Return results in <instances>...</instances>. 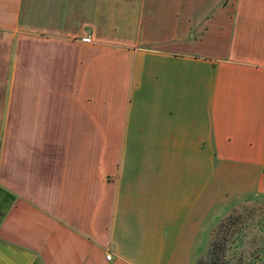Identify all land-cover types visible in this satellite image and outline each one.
Segmentation results:
<instances>
[{
	"label": "crops",
	"instance_id": "crops-1",
	"mask_svg": "<svg viewBox=\"0 0 264 264\" xmlns=\"http://www.w3.org/2000/svg\"><path fill=\"white\" fill-rule=\"evenodd\" d=\"M254 200L264 0H0V264H197Z\"/></svg>",
	"mask_w": 264,
	"mask_h": 264
},
{
	"label": "rangeland",
	"instance_id": "rangeland-1",
	"mask_svg": "<svg viewBox=\"0 0 264 264\" xmlns=\"http://www.w3.org/2000/svg\"><path fill=\"white\" fill-rule=\"evenodd\" d=\"M197 264H264V201L232 207L212 227Z\"/></svg>",
	"mask_w": 264,
	"mask_h": 264
},
{
	"label": "built area",
	"instance_id": "built-area-1",
	"mask_svg": "<svg viewBox=\"0 0 264 264\" xmlns=\"http://www.w3.org/2000/svg\"><path fill=\"white\" fill-rule=\"evenodd\" d=\"M86 41H87V40H86ZM107 259L109 260V259H110V257L108 256V257H107Z\"/></svg>",
	"mask_w": 264,
	"mask_h": 264
}]
</instances>
